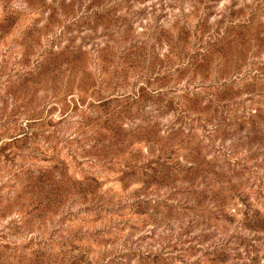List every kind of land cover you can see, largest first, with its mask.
I'll return each instance as SVG.
<instances>
[{
	"label": "rangeland",
	"instance_id": "rangeland-1",
	"mask_svg": "<svg viewBox=\"0 0 264 264\" xmlns=\"http://www.w3.org/2000/svg\"><path fill=\"white\" fill-rule=\"evenodd\" d=\"M0 264H264V0H0Z\"/></svg>",
	"mask_w": 264,
	"mask_h": 264
}]
</instances>
